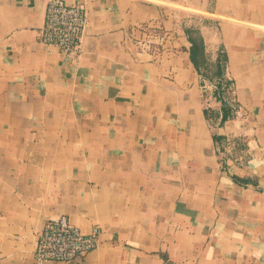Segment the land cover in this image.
Listing matches in <instances>:
<instances>
[{"label":"crops","instance_id":"0c3cea01","mask_svg":"<svg viewBox=\"0 0 264 264\" xmlns=\"http://www.w3.org/2000/svg\"><path fill=\"white\" fill-rule=\"evenodd\" d=\"M49 1L0 0V264L59 217L99 242L49 264H264V0H65L73 59L40 42ZM185 26L225 60L216 98Z\"/></svg>","mask_w":264,"mask_h":264},{"label":"built area","instance_id":"2783aa9c","mask_svg":"<svg viewBox=\"0 0 264 264\" xmlns=\"http://www.w3.org/2000/svg\"><path fill=\"white\" fill-rule=\"evenodd\" d=\"M87 16L80 4L50 0L47 4L40 42L56 47L68 58L80 52L81 36ZM99 232L83 234L66 217L47 222L37 237L34 264L72 263L97 248Z\"/></svg>","mask_w":264,"mask_h":264},{"label":"trees","instance_id":"16d2710c","mask_svg":"<svg viewBox=\"0 0 264 264\" xmlns=\"http://www.w3.org/2000/svg\"><path fill=\"white\" fill-rule=\"evenodd\" d=\"M184 32L190 44L189 59L193 68L201 78V85L208 83L214 86L211 94L212 97L216 98L222 95L228 88L223 76L225 60L219 57L215 62L210 61L205 50L203 39L197 29L185 26ZM208 110L207 108L205 109L206 119L211 121L214 117L220 115V125L232 117L230 108L226 105H222L218 111L212 109L209 112Z\"/></svg>","mask_w":264,"mask_h":264}]
</instances>
